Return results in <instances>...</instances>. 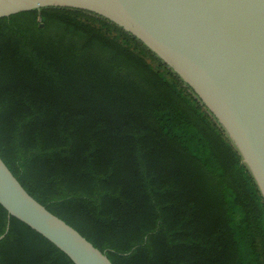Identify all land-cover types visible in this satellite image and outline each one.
<instances>
[{
    "label": "trees",
    "instance_id": "1",
    "mask_svg": "<svg viewBox=\"0 0 264 264\" xmlns=\"http://www.w3.org/2000/svg\"><path fill=\"white\" fill-rule=\"evenodd\" d=\"M0 158L113 264H264V198L232 140L94 12L0 17ZM0 234V264H74L1 204Z\"/></svg>",
    "mask_w": 264,
    "mask_h": 264
},
{
    "label": "water",
    "instance_id": "2",
    "mask_svg": "<svg viewBox=\"0 0 264 264\" xmlns=\"http://www.w3.org/2000/svg\"><path fill=\"white\" fill-rule=\"evenodd\" d=\"M48 6L94 12L139 39L215 116L264 198V0H0V17ZM0 204L74 264H113L1 158Z\"/></svg>",
    "mask_w": 264,
    "mask_h": 264
}]
</instances>
